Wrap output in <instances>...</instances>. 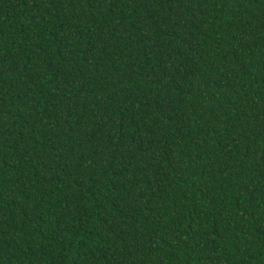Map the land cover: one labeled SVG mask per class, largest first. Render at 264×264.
<instances>
[{
	"label": "trees",
	"instance_id": "trees-1",
	"mask_svg": "<svg viewBox=\"0 0 264 264\" xmlns=\"http://www.w3.org/2000/svg\"><path fill=\"white\" fill-rule=\"evenodd\" d=\"M0 264H264V0H0Z\"/></svg>",
	"mask_w": 264,
	"mask_h": 264
}]
</instances>
